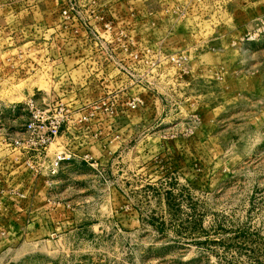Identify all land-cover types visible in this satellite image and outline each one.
Segmentation results:
<instances>
[{
    "label": "rangeland",
    "instance_id": "374dc122",
    "mask_svg": "<svg viewBox=\"0 0 264 264\" xmlns=\"http://www.w3.org/2000/svg\"><path fill=\"white\" fill-rule=\"evenodd\" d=\"M262 16L264 0H0V264H264ZM124 43L104 82L81 61ZM52 97L91 164L47 185L6 143Z\"/></svg>",
    "mask_w": 264,
    "mask_h": 264
},
{
    "label": "built area",
    "instance_id": "2783aa9c",
    "mask_svg": "<svg viewBox=\"0 0 264 264\" xmlns=\"http://www.w3.org/2000/svg\"><path fill=\"white\" fill-rule=\"evenodd\" d=\"M258 23L251 37L264 33V16L258 19ZM121 27V30H117L115 35L122 36L125 34L124 25ZM105 40L108 43L114 41L113 38ZM117 49L121 54L128 53L125 43L118 48H110L109 50L94 47V52L82 55L81 61L82 63H84L83 60L88 61L91 69L95 67L100 71L101 73H96L97 79L104 82L106 78V75L103 74L104 69L112 67L122 69L127 65V59L117 57V60H115L112 57V54H117ZM82 83H85V79ZM75 124L76 120L71 113V107L65 104L62 98L52 97L43 105L32 103L29 107L28 119L23 125V135L10 139L6 145L13 153H17L18 157H15V160L19 159V156L23 157L19 164L24 167L28 178L37 179L42 177L46 184L50 185L51 178L55 177L65 164L76 162L79 159L91 164V158L88 155L80 156L74 146L67 144L70 137L68 132ZM59 139L62 140L58 148L50 152L51 145Z\"/></svg>",
    "mask_w": 264,
    "mask_h": 264
},
{
    "label": "crops",
    "instance_id": "0c3cea01",
    "mask_svg": "<svg viewBox=\"0 0 264 264\" xmlns=\"http://www.w3.org/2000/svg\"><path fill=\"white\" fill-rule=\"evenodd\" d=\"M60 141L62 140V139H59Z\"/></svg>",
    "mask_w": 264,
    "mask_h": 264
}]
</instances>
